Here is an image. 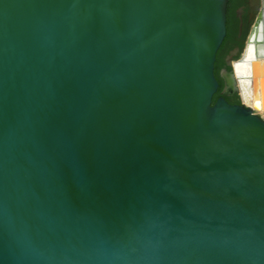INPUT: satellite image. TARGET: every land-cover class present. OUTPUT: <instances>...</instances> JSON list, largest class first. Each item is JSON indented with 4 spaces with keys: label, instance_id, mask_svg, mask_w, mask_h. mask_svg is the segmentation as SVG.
<instances>
[{
    "label": "water",
    "instance_id": "water-1",
    "mask_svg": "<svg viewBox=\"0 0 264 264\" xmlns=\"http://www.w3.org/2000/svg\"><path fill=\"white\" fill-rule=\"evenodd\" d=\"M229 3L0 0V264H264V8L214 104Z\"/></svg>",
    "mask_w": 264,
    "mask_h": 264
},
{
    "label": "flooded vegetation",
    "instance_id": "flooded-vegetation-1",
    "mask_svg": "<svg viewBox=\"0 0 264 264\" xmlns=\"http://www.w3.org/2000/svg\"><path fill=\"white\" fill-rule=\"evenodd\" d=\"M263 8V0H230L229 3L228 12L230 9L231 14L230 16L228 14L227 36L217 57V61L219 58L221 61L218 69L216 66V70H218L216 77L220 84L218 93L234 105H239L242 101L237 90L232 64L242 55L252 31L262 15ZM227 80L235 82L233 89L228 88Z\"/></svg>",
    "mask_w": 264,
    "mask_h": 264
},
{
    "label": "trees",
    "instance_id": "trees-1",
    "mask_svg": "<svg viewBox=\"0 0 264 264\" xmlns=\"http://www.w3.org/2000/svg\"><path fill=\"white\" fill-rule=\"evenodd\" d=\"M228 14H229V16H230V14H231L230 9H229ZM220 61H221V59L219 58V60L217 61V64H216L217 69H218V67H219V63H220ZM216 74H217V76H218V70H216ZM220 97H221V94H220V93H217V94L215 95V97H214V104L217 102V100H218Z\"/></svg>",
    "mask_w": 264,
    "mask_h": 264
},
{
    "label": "bare ground",
    "instance_id": "bare-ground-1",
    "mask_svg": "<svg viewBox=\"0 0 264 264\" xmlns=\"http://www.w3.org/2000/svg\"><path fill=\"white\" fill-rule=\"evenodd\" d=\"M253 107H254L255 109H257L258 111H260V110L264 111V110L262 109V106H261V101H260V103H257V100H254V101H253Z\"/></svg>",
    "mask_w": 264,
    "mask_h": 264
},
{
    "label": "built area",
    "instance_id": "built-area-1",
    "mask_svg": "<svg viewBox=\"0 0 264 264\" xmlns=\"http://www.w3.org/2000/svg\"><path fill=\"white\" fill-rule=\"evenodd\" d=\"M256 111L259 114V116L264 120V111H262V110H260V111L256 110Z\"/></svg>",
    "mask_w": 264,
    "mask_h": 264
}]
</instances>
